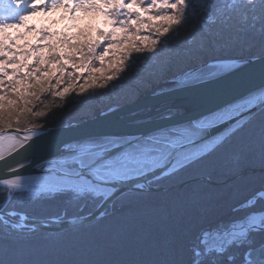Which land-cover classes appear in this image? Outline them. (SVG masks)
<instances>
[{"label":"snow or ice","instance_id":"1","mask_svg":"<svg viewBox=\"0 0 264 264\" xmlns=\"http://www.w3.org/2000/svg\"><path fill=\"white\" fill-rule=\"evenodd\" d=\"M237 2L231 0L233 5ZM49 7H62L70 14L78 9L99 12L107 30L88 26L69 36L26 23L39 9ZM258 24L264 25V0H253L244 9L232 8L227 0H0L4 40L10 38L8 29L19 36L23 28L51 41L46 54L31 49V62L29 52H10L0 41V125L8 129L7 134L0 132V188L7 190L8 203L15 194L21 203L60 206L63 216L50 218L56 223L75 228L94 219L106 227L109 237L113 233L135 237L153 223L170 221L177 199L201 194L200 187H192L193 181L185 176L207 173L211 183L210 165L226 163L231 184L208 201L207 210L185 214L162 240L152 234L149 241L165 244L174 254L172 264H216L218 260L264 264V66L259 83H251L252 74L245 73L264 55L219 54L238 34ZM197 26L202 29L198 34ZM126 80L129 103L142 89L151 88L162 96L166 88L180 91L217 85L210 95L193 101L194 108L202 103L214 106L188 115L185 107L174 103L157 113L158 123L145 133H84L62 141L50 156L38 155L42 141L51 134L50 118L67 107L72 94L84 97L90 90L123 87ZM228 96L232 98L224 99ZM119 108L116 104L97 111ZM22 113L42 122L37 120L21 134L12 128L11 120L15 117L19 124ZM257 137L259 152L250 147ZM173 180L189 186L183 196L170 202H144L146 193L159 191ZM89 203L101 208L111 205V211L83 214ZM225 206L227 213L217 211ZM69 207L80 215H69ZM19 215L28 219L27 213ZM12 227H27L26 235L37 231L34 224ZM41 227L49 225L45 221ZM3 239L0 229V244Z\"/></svg>","mask_w":264,"mask_h":264},{"label":"trees","instance_id":"2","mask_svg":"<svg viewBox=\"0 0 264 264\" xmlns=\"http://www.w3.org/2000/svg\"><path fill=\"white\" fill-rule=\"evenodd\" d=\"M35 0H29V3ZM227 5L236 9H244L253 5V0H238L232 4L227 0ZM259 11V5H255ZM193 8L198 9L199 5L193 4ZM104 16L99 12H82L79 9L70 14L62 7H49L47 11L42 8L26 21L28 25L36 29L47 27L50 32L57 34L66 33L69 36L74 35L80 30L91 26L93 29L99 28L107 30L104 23ZM264 25L258 24L255 29H250L246 33L238 34L237 38L228 46L221 55H232L241 58L248 56H259L264 54V32L261 28ZM202 31L198 26L197 34ZM19 35L15 30L8 29V40H4V34L0 33V41L10 49V52H29L31 62L32 52L35 49L37 54H46L48 44L51 41L39 39L34 33H25L23 28L19 29ZM121 87L117 84L108 90L94 89L90 90L84 97H77L75 94L68 100L67 107L58 115L50 118V126H61L71 122H78L92 116V114L108 105L128 104V97L131 94L128 81L122 82ZM150 89V88H147ZM147 89H142L143 93ZM95 92L96 94H91ZM139 98V96L137 97ZM52 100L50 95L47 96ZM58 104L63 103L57 101ZM37 120L42 118L34 117L28 113L20 114V123L17 124L15 117L11 120L12 127L24 128L33 126ZM6 128L0 125V129ZM251 149L259 152L261 143L259 138H254L250 144ZM211 183L206 182L203 177H208L207 173L185 176V179L193 181L192 187L199 186L201 194L195 198L181 201L176 200L173 207V217L170 221H158L138 232L135 237H128L123 234L113 233L110 237L107 234L105 226L97 225L96 221L90 220L86 224L75 228L68 227L64 230L56 231H38L34 234H17L3 230V244H0V260L3 264H172L174 254L162 242L156 243L149 241L150 236L155 234L156 238L163 239L167 231L178 226L179 218L187 215H198L207 210L208 201L217 199L218 195L227 189L231 184L230 173L227 171V164H212L209 167ZM261 177L260 171H255L254 180L259 184ZM179 181H167L165 184H176ZM188 185L176 187V189H165L146 193L144 202L154 204L157 201L170 202L171 198L181 197L187 191ZM8 192L5 188H0V207L4 210H15L18 213H27L30 217H62L64 209L55 205H44L40 203H21V197L12 195L11 203L7 200ZM97 204H87L83 208V214L89 213ZM119 207V205H117ZM111 211V205L106 208ZM69 215H80L76 208L67 209ZM138 210L137 214H140ZM218 212L227 213V207L217 209ZM17 216V215H16ZM110 219L104 223H110ZM106 241V243H104ZM216 264H225L218 260Z\"/></svg>","mask_w":264,"mask_h":264},{"label":"water","instance_id":"3","mask_svg":"<svg viewBox=\"0 0 264 264\" xmlns=\"http://www.w3.org/2000/svg\"><path fill=\"white\" fill-rule=\"evenodd\" d=\"M264 55V54H262ZM260 56V55H259ZM253 56H248L246 58H251ZM262 66H264V60L256 59L255 63L249 65L245 69V73H251L253 79L251 83H259L260 71ZM235 79V78H233ZM162 83V82H161ZM156 85H153L155 87ZM217 87V85H207L204 87H197L185 90H171L165 89L167 91L164 95L158 96L155 95L152 89H147L139 95V98L135 100L134 103L121 104L120 108L115 111H105L103 113L95 111L92 116L85 118L84 120L78 122H71L68 124H63L61 126H50L51 134L44 138L42 141L44 147L38 153L42 156H50L52 153L56 152L60 147L62 141H71L74 138L79 137L84 133L91 132H104V133H113L120 135H138L149 131L155 123H158L156 119L158 112H163L171 104H181L187 109L188 115H195L200 110H207L208 108L214 106L213 103H202L198 108H194L193 101L198 98H203L212 93V91ZM231 96L225 97L224 99H231ZM109 105L106 106L108 109ZM33 126L24 127V128H15L21 134L25 133L28 129ZM0 132L5 134L8 133L7 128L0 129ZM8 142L5 141L4 144V155H8ZM256 171H260L257 167ZM206 182H209L208 177L203 178ZM191 180V179H187ZM182 186L180 182L176 184H165L160 187V190L165 189H176V187ZM109 205L105 208H101L98 204L86 214H95L101 211H105ZM0 213H2V218H0V228L4 229L7 232H14L20 235L28 233V228H13V225H35L37 231H56L67 229L64 224L56 223L51 217L39 218V217H30L28 216L27 220H21L19 216L9 215L8 210H4L0 207ZM57 217V216H56ZM15 221L17 223H15ZM47 222L49 227L47 229L42 228L41 224ZM89 222V221H88ZM30 233V234H34Z\"/></svg>","mask_w":264,"mask_h":264},{"label":"rangeland","instance_id":"4","mask_svg":"<svg viewBox=\"0 0 264 264\" xmlns=\"http://www.w3.org/2000/svg\"><path fill=\"white\" fill-rule=\"evenodd\" d=\"M203 178H204V177H203ZM15 216H16V215H15ZM17 216H19V213L17 214ZM17 216H16V217H17ZM39 218H40V217H39ZM15 223H17V222L15 221ZM217 262H218V261H217Z\"/></svg>","mask_w":264,"mask_h":264},{"label":"bare ground","instance_id":"5","mask_svg":"<svg viewBox=\"0 0 264 264\" xmlns=\"http://www.w3.org/2000/svg\"><path fill=\"white\" fill-rule=\"evenodd\" d=\"M166 89H168V88H166Z\"/></svg>","mask_w":264,"mask_h":264}]
</instances>
